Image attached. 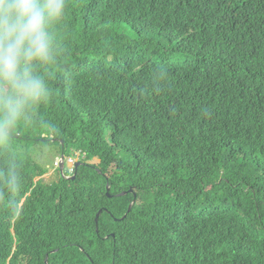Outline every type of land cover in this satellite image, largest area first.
<instances>
[{"label": "trees", "instance_id": "16d2710c", "mask_svg": "<svg viewBox=\"0 0 264 264\" xmlns=\"http://www.w3.org/2000/svg\"><path fill=\"white\" fill-rule=\"evenodd\" d=\"M49 30L0 140V264H264V0H67ZM49 142L76 162L50 184Z\"/></svg>", "mask_w": 264, "mask_h": 264}, {"label": "clouds", "instance_id": "9594fccd", "mask_svg": "<svg viewBox=\"0 0 264 264\" xmlns=\"http://www.w3.org/2000/svg\"><path fill=\"white\" fill-rule=\"evenodd\" d=\"M66 7L67 0H0V140L45 95L36 69L53 60L49 26L63 18ZM63 157L67 166L69 158Z\"/></svg>", "mask_w": 264, "mask_h": 264}, {"label": "rangeland", "instance_id": "374dc122", "mask_svg": "<svg viewBox=\"0 0 264 264\" xmlns=\"http://www.w3.org/2000/svg\"><path fill=\"white\" fill-rule=\"evenodd\" d=\"M37 133L34 132L33 133V136H35ZM32 150L34 151V158L36 159V161L40 164V165H43L47 162V165L49 166V164L54 161L55 158L57 157H61L62 155H60V152H59V149H58V146L56 144H53V143H48L47 146L46 145H39L38 148H36L35 145H32ZM99 161L98 159H94V161L92 162V164H98ZM66 167V166H65ZM66 172V170L64 171ZM57 171L54 170V173L52 174H48L41 178H39L37 181H40V180H44V182L46 181L47 183H52L55 181L56 177H57ZM74 176V175H73ZM109 193V191H108Z\"/></svg>", "mask_w": 264, "mask_h": 264}, {"label": "water", "instance_id": "95a60500", "mask_svg": "<svg viewBox=\"0 0 264 264\" xmlns=\"http://www.w3.org/2000/svg\"><path fill=\"white\" fill-rule=\"evenodd\" d=\"M61 161H62V163H61V166H60V168H59V172H60V174L63 175V168H64V157H63V156H61ZM79 165H80V164H78L76 168H78ZM68 179L75 180L76 177L74 176L73 178H68ZM107 189L109 190V188H107ZM124 194H125V192L121 193L120 195L123 196ZM107 196L109 197L108 192H107ZM134 202H135V201L133 200L132 203L129 204L128 211L131 210V208H132ZM102 212H103V210H100L99 213H98L97 216H96L95 221H96L97 224H98V222H99V218H100V215H101ZM45 262L47 263V259H46Z\"/></svg>", "mask_w": 264, "mask_h": 264}, {"label": "built area", "instance_id": "2783aa9c", "mask_svg": "<svg viewBox=\"0 0 264 264\" xmlns=\"http://www.w3.org/2000/svg\"><path fill=\"white\" fill-rule=\"evenodd\" d=\"M60 164H61V159H57V161H55V163H54V167H55L56 171L59 168ZM75 164H76V162L74 161V159L69 158V161L66 163L68 170H70V168L73 167Z\"/></svg>", "mask_w": 264, "mask_h": 264}]
</instances>
